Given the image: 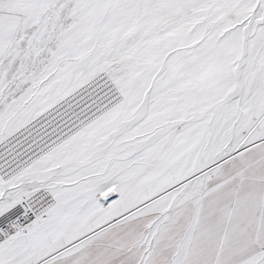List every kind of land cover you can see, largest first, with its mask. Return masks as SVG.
I'll use <instances>...</instances> for the list:
<instances>
[{
    "label": "snow or ice",
    "instance_id": "snow-or-ice-1",
    "mask_svg": "<svg viewBox=\"0 0 264 264\" xmlns=\"http://www.w3.org/2000/svg\"><path fill=\"white\" fill-rule=\"evenodd\" d=\"M0 264H264V0H0Z\"/></svg>",
    "mask_w": 264,
    "mask_h": 264
}]
</instances>
